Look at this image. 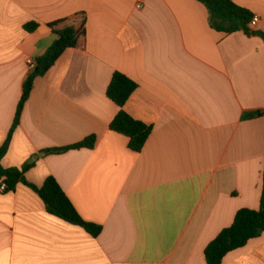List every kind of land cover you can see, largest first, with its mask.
I'll list each match as a JSON object with an SVG mask.
<instances>
[{
	"label": "crops",
	"instance_id": "1",
	"mask_svg": "<svg viewBox=\"0 0 264 264\" xmlns=\"http://www.w3.org/2000/svg\"><path fill=\"white\" fill-rule=\"evenodd\" d=\"M232 1L264 32V0ZM73 16L86 21V48L35 80L2 165L35 160L26 180L42 187L54 177L103 231L94 238L49 214L20 183L0 190V264H207V246L236 214L261 205L264 118L245 115L264 110V39L214 30L197 0H0V149L28 61L55 42L50 23ZM115 72L139 86L124 109L152 127L141 153L110 128ZM91 136L92 149L43 153ZM223 264H264V234Z\"/></svg>",
	"mask_w": 264,
	"mask_h": 264
},
{
	"label": "trees",
	"instance_id": "2",
	"mask_svg": "<svg viewBox=\"0 0 264 264\" xmlns=\"http://www.w3.org/2000/svg\"><path fill=\"white\" fill-rule=\"evenodd\" d=\"M209 12L211 27L221 33L234 34L244 32L248 35L260 36L264 39V32L251 27L254 14L246 8L235 4L232 0H197ZM78 16L59 20L49 24V28L56 36L55 42L47 52L36 60L25 86L24 94L18 105L13 128L3 147L0 149V185L5 183L7 192H14L20 183L34 190L43 200L49 214L61 220L85 229L94 238H98L103 228L101 225L85 221L60 184L54 177H49L42 187L29 183L25 174L35 166L36 161L31 160L22 169H5L2 161L7 155L15 130L20 125L21 116L29 100L37 78L44 77L69 49L85 50L86 48V21L80 25L75 21ZM37 24L26 26L28 32H34ZM138 84L120 72H115L107 88V97L114 102L120 112L111 123V131L129 139V148L135 153H141L145 148L151 134L152 127L136 120L125 111V106L138 90ZM264 118V110L251 112L245 119ZM96 136H91L83 142L64 149L46 150L44 154H60L70 150L94 148ZM264 234V184L261 205L258 210L242 209L235 217L233 224L224 229L206 248L205 258L207 264H223L225 258L232 252L245 248L250 241L262 237Z\"/></svg>",
	"mask_w": 264,
	"mask_h": 264
},
{
	"label": "built area",
	"instance_id": "3",
	"mask_svg": "<svg viewBox=\"0 0 264 264\" xmlns=\"http://www.w3.org/2000/svg\"><path fill=\"white\" fill-rule=\"evenodd\" d=\"M137 7L140 9L141 8V4H138ZM260 23V18L258 16H254L252 23H251V27L254 29L256 28ZM28 65L30 66L31 69H34L35 65H36V61L34 60H29L28 61ZM0 190L2 192L7 191V186L5 183L1 184L0 186Z\"/></svg>",
	"mask_w": 264,
	"mask_h": 264
}]
</instances>
